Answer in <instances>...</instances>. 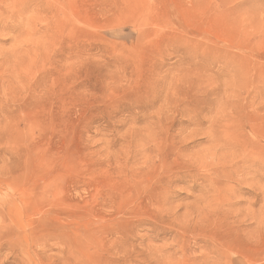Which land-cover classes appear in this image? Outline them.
<instances>
[{"label":"rangeland","instance_id":"rangeland-1","mask_svg":"<svg viewBox=\"0 0 264 264\" xmlns=\"http://www.w3.org/2000/svg\"><path fill=\"white\" fill-rule=\"evenodd\" d=\"M0 264H264V0H0Z\"/></svg>","mask_w":264,"mask_h":264},{"label":"bare ground","instance_id":"bare-ground-1","mask_svg":"<svg viewBox=\"0 0 264 264\" xmlns=\"http://www.w3.org/2000/svg\"><path fill=\"white\" fill-rule=\"evenodd\" d=\"M213 125H214V124H213ZM215 125H216V124H215ZM215 125H214V126H215ZM217 125H218V124H217ZM220 126H221V125H220ZM208 127H209V126H208ZM212 127H213V126H212ZM215 127H216V126H215ZM218 127H219V126H218ZM221 127H222V126H221ZM226 129H227V128H226ZM212 130H213V129H212ZM222 131H223V130H222ZM225 131H226V130H225ZM225 131H224L223 133H225ZM227 131L229 132V130H227ZM227 131H226V132H227ZM210 133H211V132H210ZM225 134H226V133H225ZM227 135H228V134H227ZM212 137L214 138L213 135H212ZM225 137H226V136H225ZM216 139H217V138H216ZM212 140H213V139H212ZM215 141H216V140H215ZM180 147H181V146H180ZM158 151H159V150H158ZM157 154H158V153H157ZM209 155H210V154H209ZM207 157H208V156H207ZM211 157H212V156H211ZM214 157H215V156H214ZM183 158H184V157H183ZM204 158H205V157H204ZM218 159H219V158H218ZM218 159H217V160H218ZM250 159H251V158H250ZM204 160H205V159H204ZM221 160H222V158H221ZM252 160H253V159H252ZM254 160H255V159H254ZM148 161H149V160H148ZM185 161H186V160H185ZM211 161H212V160H211ZM203 162H204V161H203ZM217 162H219V161H217ZM164 163H166V164H163V165H167L166 160H165ZM171 163H173V162L171 161ZM201 163H202V161H201ZM221 163H222V162H221ZM173 164H174V163H173ZM211 164H212V163H211ZM163 165H162V166H163ZM171 165H172V164H171ZM189 165H190V162H189ZM200 165H201V164H200ZM200 165H199V166H200ZM212 165H213V164H212ZM255 165H256V164H255ZM139 166H140V165H139ZM143 166L145 167V165H143ZM162 166H161V167H162ZM148 167H149V166H148ZM139 168H140V167H139ZM139 168H138V169H139ZM157 168H158V167H157ZM138 169H137V170H138ZM209 169H210V168H209ZM135 171H136V169H135ZM135 171H134V173H135ZM142 172H143V171H142ZM156 172H157V171H156ZM137 173H138V172H137ZM143 173H144V172H143ZM143 173H142V174H143ZM177 173H178V172H177ZM142 174H141V175H142ZM145 174H146V173H145ZM203 174H204V173H203ZM146 175H147V174H146ZM160 175H161V174H160ZM133 176H134V175H133ZM138 177H139V176H138ZM156 177H157V176H156ZM161 179H162V178H161ZM159 180H160V178H159ZM160 181H161V180H160ZM162 181H163V180H162ZM168 181H169V180H168ZM160 183H161V182H160ZM161 190H162V189H161ZM161 190H160V191H161ZM163 191H164V190H163ZM163 191H162V192H163ZM168 191H169V190H168ZM162 192H161V193H162ZM160 195H161V194H160ZM128 215H131V214H128Z\"/></svg>","mask_w":264,"mask_h":264}]
</instances>
